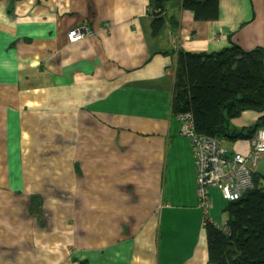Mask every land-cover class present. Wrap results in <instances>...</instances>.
Instances as JSON below:
<instances>
[{
	"label": "crops",
	"instance_id": "obj_1",
	"mask_svg": "<svg viewBox=\"0 0 264 264\" xmlns=\"http://www.w3.org/2000/svg\"><path fill=\"white\" fill-rule=\"evenodd\" d=\"M158 2L0 0V264H207L177 57L264 51V0H219L208 21ZM262 115L231 119L222 146L249 155Z\"/></svg>",
	"mask_w": 264,
	"mask_h": 264
},
{
	"label": "trees",
	"instance_id": "obj_2",
	"mask_svg": "<svg viewBox=\"0 0 264 264\" xmlns=\"http://www.w3.org/2000/svg\"><path fill=\"white\" fill-rule=\"evenodd\" d=\"M165 1L159 0L160 10ZM182 5L194 11L196 20L219 17V0H182ZM176 63L173 113L177 117L190 112L198 134L221 141L229 136L231 119L246 110L264 112L262 48L248 50L234 43L217 52L180 51ZM260 127H264V115L247 128L248 137ZM236 135L242 137L244 133ZM253 181L241 198L228 201L225 225L204 215L207 264H264V174L259 173L258 165Z\"/></svg>",
	"mask_w": 264,
	"mask_h": 264
},
{
	"label": "built area",
	"instance_id": "obj_3",
	"mask_svg": "<svg viewBox=\"0 0 264 264\" xmlns=\"http://www.w3.org/2000/svg\"><path fill=\"white\" fill-rule=\"evenodd\" d=\"M89 34H93V30L88 26L76 27L69 30L68 39L70 43H75ZM177 116L181 120L182 133L190 140L196 163L199 206L208 218L211 208L210 187H218L225 200L235 201L253 186V172L264 154V127H260L252 136L249 155L239 152L230 154L218 138L196 132L190 112H182Z\"/></svg>",
	"mask_w": 264,
	"mask_h": 264
},
{
	"label": "rangeland",
	"instance_id": "obj_4",
	"mask_svg": "<svg viewBox=\"0 0 264 264\" xmlns=\"http://www.w3.org/2000/svg\"><path fill=\"white\" fill-rule=\"evenodd\" d=\"M225 140H227V139H225ZM224 139H223V141H225ZM226 142V141H225ZM194 156V155H193ZM262 156V155H261ZM264 158V157H263ZM259 163H260V166H259V173H261V174H264V159H262V158H259V161H258ZM196 169V168H195ZM224 199L220 196V199H219V202L221 203V204H225V200L223 201ZM218 202V200L215 202V204ZM212 209V208H211ZM215 211H218V212H220V206H218V204H217V206H216V208H215ZM214 211V212H215ZM221 221V220H220ZM220 221H217V222H219L220 224H221V222ZM226 223H222L221 225H225ZM171 259L173 260V258L171 257Z\"/></svg>",
	"mask_w": 264,
	"mask_h": 264
}]
</instances>
